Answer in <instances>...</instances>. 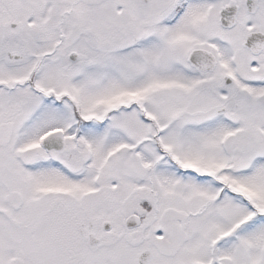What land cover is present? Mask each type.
<instances>
[{
    "label": "snow or ice",
    "instance_id": "obj_1",
    "mask_svg": "<svg viewBox=\"0 0 264 264\" xmlns=\"http://www.w3.org/2000/svg\"><path fill=\"white\" fill-rule=\"evenodd\" d=\"M0 264H264V0H0Z\"/></svg>",
    "mask_w": 264,
    "mask_h": 264
}]
</instances>
